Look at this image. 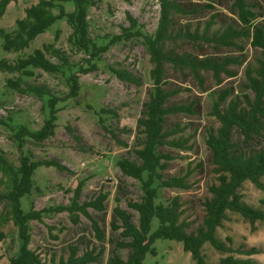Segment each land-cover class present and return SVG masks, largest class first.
Here are the masks:
<instances>
[{"label":"trees","instance_id":"16d2710c","mask_svg":"<svg viewBox=\"0 0 264 264\" xmlns=\"http://www.w3.org/2000/svg\"><path fill=\"white\" fill-rule=\"evenodd\" d=\"M13 1L18 0H0V17ZM66 1L74 3L73 11H67L64 5ZM99 1L38 0L25 8V16L17 19L14 31H1L4 50L19 52L28 48L38 35L46 32L57 20L66 19L73 29L71 43L87 55L85 64L68 75L70 90L64 98L54 95L47 86L28 84L22 89L23 92H32L41 97L48 95L49 116L39 130L33 131L22 125L14 134L20 150L19 165L16 166L5 154L0 153L1 167L11 182L10 190L0 193V199L13 204L12 219L18 227L21 240L19 252L11 256L9 264H43L40 253L31 247V222H43L45 215L61 212H67L73 224H78L81 216L86 217L90 221L95 240H88L84 248L79 243L69 244L67 255L62 253L57 257L52 254V264H101L106 250V230L102 214L107 212L109 193L100 189L92 197L81 201L83 182L80 181L69 203L43 209L32 206L28 211L24 210L22 199L34 189L40 191L34 180L38 167L66 169L56 159H35L32 152L24 150V146L28 138L42 142L55 134L59 102L76 99L81 94L79 74L95 69L110 44L130 37H139L150 54L152 87L142 115L137 120L134 157H122L117 164L125 176L140 182L142 194L140 199L128 201V208H123L119 204L120 198L116 197L117 204L110 212V228L119 232V238L116 241L109 239L110 244L115 246L111 248L112 253L107 263L144 264L148 253L156 255V240L170 239L182 242L184 250L191 254L196 264H259L252 257L260 252L258 248H235L232 237H227V241H224L217 235L218 228L228 218V212L238 213L252 224L257 221L264 223V209L246 203L240 191L247 181L264 190V144L259 147L249 146L256 139H264V22L257 21L259 15L256 5L252 0H232L231 9L237 15L238 25L229 24L222 30L211 31L216 20V15L213 14L206 22L205 29L199 31L191 30L189 26L176 29V15H194L201 8L213 5L206 3L202 7L198 4L186 6L177 0H159L160 17L154 33L146 32L138 20L129 14L130 25L123 27V32L114 36L110 42L99 44L91 37L89 23V9ZM245 39L260 53L255 64L247 65L245 78L236 92L235 87L220 85L223 83V76H237L236 67L244 63L243 58L240 55L219 57L215 53L206 54L205 48L211 47L218 52L222 48L234 47L242 51V41ZM185 44H190L200 53L181 50ZM48 55L56 57L58 62H54ZM71 67L68 54L53 43H45L42 48H35L30 54L14 62L6 58L0 59L1 71L19 74L17 79H8V85L16 89L22 88L23 76L33 75L30 68L57 73ZM170 71L187 75L202 92L207 91L204 73H210L219 86V89L213 91L210 111L219 126L211 127L205 139L216 182L208 187L210 196L203 201L205 214L196 228H192L191 221L183 218L179 195L160 200L161 189L192 187L189 181L191 169L184 174L166 175L169 162L175 156L164 149H190L189 138L182 135L185 125L181 122L171 123V118L179 115L196 116L201 112V102L197 99L188 102L174 100L183 87L169 86ZM114 72L121 80L140 83L139 78L128 70L114 69ZM106 112V109H101L100 114ZM114 114L118 116L117 113ZM100 121L106 132L118 140L115 129L107 126L102 117ZM236 133L239 135L238 139L235 137ZM120 144L128 146L126 142ZM244 145L248 147L243 148ZM260 204L264 206V196L260 199ZM134 212L137 213V221L134 220ZM154 219L158 220L155 229ZM7 238L8 234L0 229V242ZM206 243L224 254L218 263H207L203 253ZM119 249L129 250L126 258L118 252ZM236 254L245 257H236Z\"/></svg>","mask_w":264,"mask_h":264},{"label":"rangeland","instance_id":"374dc122","mask_svg":"<svg viewBox=\"0 0 264 264\" xmlns=\"http://www.w3.org/2000/svg\"><path fill=\"white\" fill-rule=\"evenodd\" d=\"M38 0H18L11 2L0 17V59L6 58L11 62L30 54L35 48H42L45 43H53L55 47L65 51L72 64L71 69L57 73H48L39 68L33 70L32 76H23L22 88L16 89L8 85V79H17L18 73L3 72L0 70V153L19 165L20 150L14 134L25 125L29 129L39 130L49 116L48 95L39 96L32 92H23L28 84L47 86L54 95L64 98L70 90L68 75L78 71L81 64H85L87 55L71 43L72 27L66 19L57 20L46 32L38 35L28 48L19 52H7L3 48L1 31L11 32L16 29V21L25 16V8ZM186 6L198 4L202 7L206 3L212 7H203L194 15H176L175 28L189 26L191 30L203 31L206 22L216 15L215 24L211 31L222 30L229 24L238 25L237 15L231 9L232 0H177ZM256 5L259 15L257 21L264 22V0H252ZM67 11L74 10L71 1L64 2ZM133 16L143 26L146 32L154 33L160 17L159 0H100L97 5L89 9L90 34L99 44L110 42L114 36L123 32V27L130 25L128 15ZM244 49L239 51L234 47L222 48L216 52L211 47L205 48L206 54L215 53L219 57L225 55H240L244 63L236 67L237 76L229 78L223 76L220 85L240 89L245 78L247 65L255 64L259 50L251 47L249 40L242 41ZM181 50L200 53L190 44H185ZM54 62L56 57L48 55ZM97 67L90 72H81V94L76 99L61 100L58 104V120L55 134L45 141L37 142L28 138L24 146L25 151L33 153L35 159H56L66 169L59 170L55 167L40 166L34 174L35 185L40 187L22 199V207L28 211L32 206L43 209L57 204L69 203L74 189L81 181L83 192L81 201L92 197L100 189L109 193L107 200L108 209L103 217V227L106 230L105 246L101 264H108L107 260L112 253L109 239L115 241L119 232L110 228V212L116 206V197L120 198L119 204L128 208L130 200H138L142 194L140 182L125 176L119 166L118 160L122 157H134L137 120L142 115L145 102L148 100L152 87L150 69L152 67L150 54L139 37L124 38L110 44L109 49L100 57ZM114 69H125L132 72L140 83L121 80ZM207 91L202 92L197 84L187 75L170 71L169 86L183 87L181 93L174 98L175 101H191L197 99L201 102V112L196 116L179 115L171 118V123L181 122L185 125L182 132L189 138L188 150H179L166 147L175 156L169 162L166 175L184 174L191 169L189 189H161L160 200H167L179 195L184 211L183 218L192 222V228L201 224L204 217L203 201L209 197L208 187L216 182V174L212 170L210 151L205 139L211 127L217 128L219 122L210 113L214 99L213 91L219 89L210 73H204ZM101 109L108 112L101 113ZM117 113V117L115 116ZM104 123L115 129L119 139L106 132ZM125 129V130H123ZM238 139V133L235 134ZM127 143V147L120 144ZM264 144V139H256L250 147H259ZM248 146L244 145L243 148ZM201 165V166H200ZM264 183V177L262 178ZM11 188V182L0 164V193H5ZM244 201L255 207L264 206L260 199L264 190L254 183L247 181L240 190ZM13 204L0 199V229L8 234L4 242H0V264H9L10 258L19 252L21 240L18 227L12 219ZM93 213H97L91 210ZM135 213V212H134ZM101 215V214H99ZM134 220H138L137 213ZM158 225V220H153V228ZM31 247L40 253L43 264H52L51 256L59 257L62 253L67 255V247L71 243H79L84 248L85 243L94 239L90 221L81 216L78 224H73L67 212L51 213L45 215L44 221H32ZM221 240L233 238L232 245L237 248L243 246L256 247L258 254L252 255L264 264V223L257 221L252 224L238 213L228 212L224 225L217 230ZM228 243V242H227ZM156 255L148 253L144 264H196L191 254L183 248V243L158 239L154 243ZM118 252L127 257L128 249H119ZM207 263H218L224 256L210 243L203 247ZM236 257H245L236 254Z\"/></svg>","mask_w":264,"mask_h":264},{"label":"crops","instance_id":"0c3cea01","mask_svg":"<svg viewBox=\"0 0 264 264\" xmlns=\"http://www.w3.org/2000/svg\"><path fill=\"white\" fill-rule=\"evenodd\" d=\"M110 215V218H111V214H109Z\"/></svg>","mask_w":264,"mask_h":264}]
</instances>
